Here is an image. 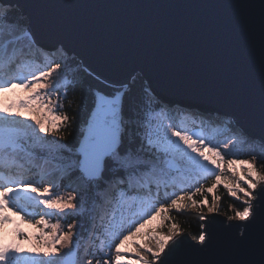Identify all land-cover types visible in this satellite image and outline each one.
Segmentation results:
<instances>
[{"label":"snow or ice","instance_id":"obj_1","mask_svg":"<svg viewBox=\"0 0 264 264\" xmlns=\"http://www.w3.org/2000/svg\"><path fill=\"white\" fill-rule=\"evenodd\" d=\"M224 6L252 7L247 3ZM20 15L11 5L0 6V96L16 88L29 93L20 103L0 101V226L13 223L8 213L15 212L26 223L43 228L34 253L19 245L0 244V264H80L76 259L81 238L74 231L77 224L62 228L58 214L81 215L86 196L94 190L102 191L103 196L91 211L102 208L105 201L113 204V211L101 235L95 237L99 243L94 251L90 256L86 253L84 264H122V248L142 228L158 216L162 226H167L164 222L170 220L171 210L195 208L198 201L193 196L213 193L221 184L230 197L241 202V209L231 208L233 214L228 219L246 222L233 225L237 234L231 238L232 251L240 257L258 243L262 255L259 262L237 258L227 264H264V137L252 140L259 144V152H248L250 159H240L242 147L252 138L241 141L228 136L221 142L213 127L215 121L204 113L185 112L179 119L164 109L156 114L155 108L160 106L152 107L153 98L146 93L117 90L111 96L96 93L87 135L73 152L59 142L67 139L63 129L72 117L57 109H62L61 100L71 91L67 77L75 62L68 61L59 48L40 47ZM228 24L246 55L251 19L241 11ZM259 114L264 124V3L259 10ZM41 133L57 139L46 140ZM225 164L232 177L241 166L244 170L233 179L226 175ZM33 176L39 179L33 180ZM208 180L214 182L205 189ZM64 182L66 191L61 194ZM178 185H191L194 190L169 196L167 189ZM161 189L166 197L163 200L159 198ZM113 190L118 196L109 198ZM219 199L212 196L209 213L220 210ZM207 203L204 195L203 204ZM37 210L43 213L40 219H35ZM45 217H57V222L50 223ZM179 232V226L172 223L168 235H159L154 247L139 245L135 253L139 259L127 264H176L174 256L183 243L176 240ZM16 234L28 239L19 227ZM197 242L206 248L212 239L201 231Z\"/></svg>","mask_w":264,"mask_h":264},{"label":"water","instance_id":"obj_2","mask_svg":"<svg viewBox=\"0 0 264 264\" xmlns=\"http://www.w3.org/2000/svg\"><path fill=\"white\" fill-rule=\"evenodd\" d=\"M0 2L20 11L40 47L59 48L75 56L84 70L105 85L126 91L139 76L152 95L168 107L204 113L211 121L223 119L225 126L230 125L228 130L246 133L252 140L264 137L259 114V10L264 0ZM234 3L252 7L224 6ZM241 11L251 19L246 55L228 24ZM97 92L104 94L94 91V97ZM94 111L95 107L83 137ZM224 131L222 135H229ZM200 216L206 217L202 231L212 243L205 248L182 230L176 237L183 241L174 256L176 264L262 259L258 243L240 257L231 249V238L237 234L233 225L246 222L229 220L220 211ZM166 253L167 249L162 259Z\"/></svg>","mask_w":264,"mask_h":264},{"label":"trees","instance_id":"obj_3","mask_svg":"<svg viewBox=\"0 0 264 264\" xmlns=\"http://www.w3.org/2000/svg\"><path fill=\"white\" fill-rule=\"evenodd\" d=\"M4 7H8V5H4ZM17 12L20 13V11L16 8ZM21 16V15H20ZM21 20L25 21L20 17ZM26 22V21H25ZM26 24V23H25ZM46 50V49H45ZM55 51V50H52ZM63 52L66 54V58L68 61H74L73 64V73H70L67 79L71 81L72 88L71 91L68 92L67 99H62L61 103L63 105L62 109H57V111H62L63 113L69 115L72 117L71 123L68 127L64 128L63 131L67 135V139L59 141L61 144H67L74 152L79 142L82 139L83 132L86 128L87 120L90 117V113L94 109V91H100L104 93L105 95L111 96L113 93H115L118 89L113 88L111 86L105 85L103 82H101L98 79H95L91 74H89L86 70L83 69L81 62L79 59H77L75 56H70L67 54L64 50ZM76 72H79L80 74L77 75ZM123 90V89H119ZM126 92H135V93H146L147 96H150L153 98L151 106L154 107L155 105H159V108H155L156 114H160L161 109H164L166 111L172 112L174 115L177 116V119H179L180 114L185 113L184 110H178L173 108H168V105L165 103H162L161 101L157 100L154 96H152L147 89V84L143 78H140L137 76L133 79V81L130 84V87L127 88ZM127 111V106H126ZM188 113H191L190 111H187ZM223 123V122H222ZM214 127V126H213ZM225 129H223V128ZM215 128V127H214ZM221 130H225L224 132L231 134L232 136L235 135L236 137L242 141L243 137L246 139L247 137L243 135H240L236 131L228 130V126H221ZM222 130V131H223ZM234 132V133H233ZM233 133V134H232ZM227 138V137H226ZM46 140H52L57 139L52 136H46L44 137ZM225 139V138H224ZM223 138L219 139L221 142L224 140ZM252 142V140H248ZM35 143V141H33ZM260 151V146L258 143L251 144L250 150L248 152L252 151ZM242 152V151H241ZM70 154V153H69ZM231 157H225V160L229 159ZM259 162V161H258ZM259 166V163H258ZM112 175V173H110ZM33 180H38V176H33ZM214 181L208 180L204 187L207 189V187H210L211 184ZM191 190H194V188L191 187V185H178L177 187H169L167 189V193L169 196H171L175 192L186 193L190 192ZM222 194L220 197L219 202V209L220 212L225 215L227 218L228 216L232 215L231 208L241 209V202L234 199L233 197H230L228 192L223 188H221ZM53 192H56L57 189H52ZM61 194H65L66 191V182L62 183V186L59 189ZM206 192V191H205ZM200 194H197V197ZM103 196V192L100 190H94L90 192L86 196L87 204L85 205L84 210L82 211L81 215L78 216H72V215H66L61 214L59 217L60 225H65L70 223H76L77 229H74V231H78L80 235L79 240V250L77 252V259L82 264V261L86 257V253L88 256L91 255V253L94 251V245L98 244L99 241L95 240L96 236H100L103 231V224L107 221V219L110 217L112 211H113V204L108 203L105 201L103 203L102 208H97L95 212H92L91 209L94 207L95 204L99 202V197ZM114 196H118V192L113 190L109 194V198H112ZM159 198L161 200L165 199V193L164 190L161 189ZM39 214L35 216V219H40V216L43 214L42 212H39ZM14 213V212H11ZM172 219L176 222V224L183 230L187 231L191 237H193L195 240H197L199 234L201 233V226L200 222L197 218L193 216H187L183 214H178L175 211H171ZM50 221H56L57 217L50 218ZM25 223V221L23 220ZM30 224V223H27ZM32 225H35L32 223ZM75 240V237H74ZM82 259V260H81Z\"/></svg>","mask_w":264,"mask_h":264},{"label":"rangeland","instance_id":"obj_4","mask_svg":"<svg viewBox=\"0 0 264 264\" xmlns=\"http://www.w3.org/2000/svg\"><path fill=\"white\" fill-rule=\"evenodd\" d=\"M119 89H123V88L120 87ZM41 91H43V90H41ZM148 92H149V90H148ZM28 97H29V93L26 90H24L23 88H16L12 92H9L3 96H0V101H3L5 104L11 103V102L20 103V102H23L24 100L28 99ZM18 119L23 120L25 123L30 122V121L25 120L23 117H20ZM32 123H34V122H32ZM221 126H224V124L222 122H220V123L218 122L214 126L216 131H217V136L222 132V130L220 128ZM40 135L43 138L46 137L43 133H41ZM243 140H245L244 137H243ZM35 143H33V144L35 145ZM251 144H252V142L248 141L247 144H245L242 147V149H241L242 152L240 151L238 158H240V159H250L251 158L250 156L246 155V153H248V151L250 150ZM256 152H259V151L257 150ZM231 158H237V157H231ZM258 161H259V158L257 159V166L259 163ZM224 167H225L226 175L230 178H233V179H238L240 172H242L244 170L243 166H241L237 172V176L232 177V173L227 171V164H225ZM241 183L243 184V182H241ZM45 186H48V185H45ZM221 188L222 189L224 188L223 184L218 185L217 189L214 190L213 193L205 192L204 194L198 195V197H197V195L193 196L192 199L198 201V204L195 208H189V209H186V210L181 211V212H176L175 210H171V211H175L178 214L181 213V214L187 215V216H190L191 214H193L192 216L199 220L200 226H201V231H202L203 230V225H202L203 220H200L199 217L202 213L211 214L208 212L207 209L212 204V196L213 195L220 196L223 193L222 190H220ZM184 194L185 193H182L181 195H184ZM204 195H207V197H208V203L207 204H203V196ZM240 195H243V194L241 193ZM219 202H220V199L218 201V205H219ZM45 211H47V210H45ZM171 211H170V217H171L170 220L164 222V224L167 226H162L161 218L158 216L155 220H152L150 224H147L144 228H142L141 231L135 237H132L124 245V248H122L121 252H122V255L125 257V261L122 262V264H127V261H129V260L139 259V257H137L135 255L139 245H147L148 247H154L155 246V240H156V238H158L159 235H168V228L171 226L172 223L176 224V222L173 221V219H172ZM61 214L62 213L58 214V216H61ZM8 215L11 216L13 223L0 226V244L19 245L21 248H23L25 250H32L34 253L35 248L38 246V240H39L40 234H41L40 229L43 228V225H32V224H27L26 222L24 223L23 220L21 219V216L17 215L15 212L14 213L9 212ZM45 219H49L50 223H56V221H50L49 217H45ZM59 223H60V221H59ZM17 227L22 229L24 236L28 237V239H22L20 236H17V234H16V228ZM61 227L64 228L66 226L61 225ZM179 229H180L179 234H181L182 229L180 227H179ZM44 231L48 232V231H50V229L45 228ZM65 251H67V249ZM140 251L144 252V251H146V249H140ZM40 258H42V257H40ZM82 258H84L82 261V264H84L85 256H83ZM149 258H150V255H149ZM76 259H77V256H76Z\"/></svg>","mask_w":264,"mask_h":264},{"label":"bare ground","instance_id":"obj_5","mask_svg":"<svg viewBox=\"0 0 264 264\" xmlns=\"http://www.w3.org/2000/svg\"><path fill=\"white\" fill-rule=\"evenodd\" d=\"M0 6H1V2H0ZM207 117V116H206ZM210 118V117H209ZM220 123V122H223L224 123V125H225V121L223 120V119H220L219 121H215V124L216 123ZM228 126V125H227ZM228 128H230V125L228 126ZM225 129V128H224ZM223 130V129H222ZM231 132H232V130H231ZM237 133H239V132H237ZM240 135H242L241 133H239ZM228 136H232L231 134H229V135H222V132L218 135V139H221V138H225L226 139V137H228ZM233 136H235V135H233Z\"/></svg>","mask_w":264,"mask_h":264}]
</instances>
